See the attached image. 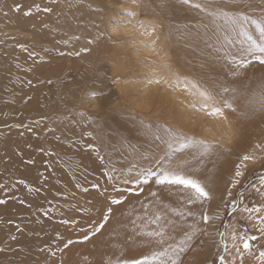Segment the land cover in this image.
<instances>
[{
	"label": "snow or ice",
	"instance_id": "snow-or-ice-1",
	"mask_svg": "<svg viewBox=\"0 0 264 264\" xmlns=\"http://www.w3.org/2000/svg\"><path fill=\"white\" fill-rule=\"evenodd\" d=\"M50 3L59 6L60 0H50ZM65 4L71 16L63 12L57 16L64 19L66 30L73 31L75 41L83 38L78 49L38 45L36 38L27 34L22 35L30 43L19 42L16 36L5 34L13 41V48L27 53L28 59L33 61L27 69L33 78L24 82L29 90L57 85V80L44 75L52 60L40 56L37 46L47 56L55 51L57 58L76 59L92 56L95 48L96 59L88 62L89 67L95 68L107 59L114 62V66L123 67L129 75L142 76L146 86L153 83L162 86L163 92L150 98L141 97L138 92L129 93L135 98L132 103L141 111L156 115L166 113L169 119H178L181 123L172 126L159 119L146 122L140 118L145 135L135 144L125 141L126 153L111 144L108 145L111 151L102 153V136L92 137L95 142L89 143L69 139V146L80 145L96 154V160L100 161L99 177L104 183L95 176V170L90 173L87 167L78 164L69 183L55 189L52 200L44 197L48 207L38 205L36 211L51 219L63 207L86 223L81 227V219L61 213L59 223L66 228L73 227L76 234L65 236L57 232L55 240L49 243L39 239L41 228L30 233L38 242L29 246L18 242V234H23L33 221L22 224L8 219L7 223L14 225L15 231L9 233L7 246H0V254L5 257L0 264H34L23 258L30 255V249L45 257L44 264H51L58 253L63 256L72 246L90 244L95 249L97 237H104L103 246L112 250L101 264H185L187 253L194 248L202 251L206 243L210 244L212 253L205 257L203 264H245L246 259L248 264H264V139L252 137L249 140L241 134L245 124L264 115V71L259 76L247 75L250 68L264 69V0H98L95 5L87 4L91 11L87 22L75 16L73 4L68 0ZM53 6L42 7L34 2L24 9L13 0L8 11L0 4V13L7 17L9 11L22 12L24 17H32L34 13H53ZM76 6L84 8L85 4L77 0ZM76 29L81 31L76 32ZM84 31L88 34L83 35ZM162 35L168 51L176 56V69L164 75L149 76L147 73H154V69L148 61L155 64L156 60L148 56L134 59L124 45L132 44L131 51H139L137 37H153L141 39L139 44L159 57L163 49L157 45ZM173 38L182 42L185 57L175 53L169 43ZM0 45L8 47L5 40H0ZM3 55L7 57V51ZM172 63V59L165 58L163 66L169 68ZM5 67L0 65V71ZM246 76L241 90L240 81ZM109 79L113 85L116 83L115 78ZM253 80H256L255 87L250 88ZM84 95L103 100L98 105L100 108L108 103L103 89L94 88ZM32 99L29 93L21 97L20 103L23 105ZM40 107L48 106L41 104ZM135 111L133 108L129 114L135 115ZM61 114L45 113L37 119H29L27 124L21 121L5 123L2 127L26 128L36 135L33 126L43 124V131L55 134L56 128H49L47 123ZM200 114L204 119H197ZM8 115L4 113L5 117ZM15 115L23 116V112ZM77 115L81 120H72L71 124L91 119L83 110ZM210 120L219 122L215 125L218 130L222 128L219 135L213 139L197 135L198 131L207 129L206 121ZM260 128L264 129V123ZM83 135L92 136V133ZM54 139L63 143L59 134L54 135ZM38 151L50 158L44 160L48 176L43 172L39 174L42 181L39 187L24 180L18 183L31 193H52L55 184H59V180H55L59 153L44 147H39ZM112 152H119L118 158L114 159ZM213 157L226 165L225 171L220 176H205L207 164ZM23 162L35 163L32 158ZM213 163L216 167L215 161ZM125 164L127 166H123ZM89 175L95 183L87 180ZM49 177L55 180L51 187ZM73 189L92 198L81 204ZM8 192V186L0 184V194ZM57 198H64L66 203L60 205ZM13 199L18 197L0 198V206ZM19 203L24 205L25 200L20 199ZM35 223L42 225L44 220L38 217ZM209 237L214 239L208 240ZM3 243L0 239V244ZM9 255L12 259H7ZM82 259L91 264L87 255ZM57 264H64L63 259Z\"/></svg>",
	"mask_w": 264,
	"mask_h": 264
},
{
	"label": "rangeland",
	"instance_id": "rangeland-1",
	"mask_svg": "<svg viewBox=\"0 0 264 264\" xmlns=\"http://www.w3.org/2000/svg\"><path fill=\"white\" fill-rule=\"evenodd\" d=\"M5 1L6 0H0V4H2ZM8 2H10L11 4L13 3V1H8ZM34 2L37 3L36 1ZM34 2L32 1L28 4H23V2H19V3L23 5L24 9H27L28 7H31ZM39 2H40L39 4H41L42 7L49 6L50 4V0H39ZM68 2L74 5L73 12L75 16L79 17L85 22H87L91 18V11L87 8V4L91 3L95 5L97 3L96 0H83L85 4V9H82L76 6L77 0H68ZM5 8L6 9L4 10L8 11V6ZM57 8L59 9H57L55 13V24H53L55 25L54 28L49 30L47 27H45V25L47 24L44 21L42 22V16L44 13H40L41 16L37 20L39 22H42L41 25H36V28H35L33 27V25L32 26L31 25H20L16 23L19 26L18 30L21 31V33L14 31L15 34L13 32L11 36H16L17 34H21V35L27 34L28 36H34L35 38L37 37L36 40H41L40 42L37 41L38 45H46L49 48L58 47L61 50H72L73 48L78 49L84 42L83 38L79 42L75 41L72 38L74 34L73 31L66 30L64 19L62 18L58 19V16H57V13H60V12H63L64 14L71 16V13L68 12L67 5L65 4V0H60L59 6H57ZM20 17H24L22 12L14 13V12L9 11V14L7 17L3 16L2 13H0V20L6 18L7 20L12 19V20L18 21L17 18H20ZM137 18L139 19L141 17L138 16ZM144 18L148 19V17H144ZM45 30L49 31L47 36L41 37L39 33L43 32V34H45ZM35 31L38 33V36L36 35ZM75 31L79 32L81 30L76 29ZM91 31L94 32L95 29H92ZM7 33L8 31L2 32V34H7ZM87 34H88L87 31L83 32V35H87ZM145 38L152 39L153 37H145ZM65 40L68 41L67 44L63 43V41ZM137 40H138V37H137ZM18 41L24 42V43H30L26 39H21V37L18 39ZM169 43H171V45L173 46L174 51L177 54V56L182 57V54H183V49L181 47L182 42H178L175 38H173V40L170 41ZM136 46H139V51H131V49L134 47V45L132 44L124 45V47L130 49V55L134 59H139V58L146 57V56L154 58L156 60V63L153 64V66L151 67L153 69L155 68L156 73H160L159 75L161 74L164 75V74H167L170 70H174V68L172 69V66L174 67L176 66L175 64L176 56H173L171 52L168 51V46L164 42L163 35H162L161 42L157 45L158 48L163 49L159 57H156L154 52L151 49L143 47V45L139 44L138 42L136 43ZM36 51L40 54V56H44L45 59L52 60L51 66L46 68L44 75L54 80H57V85H54L52 88L41 86L39 88H34V89L29 90L27 84L24 82L27 81L28 79H32V77L25 76L28 74L27 69L31 67L32 64L22 63L21 64L22 70H23L22 73L17 74V75L14 74V76L20 80L19 82L20 90L23 89L22 91H24L25 94L27 95L31 93L33 96V99L31 100V102L21 105L20 99L23 96V93L20 90L14 89V92L12 93V95H14L15 97L19 96V98L15 99L14 96L13 97L8 96L7 101H10V103L13 105H18L17 108H20V111L28 115V118H27L28 120L31 119L32 116H34L33 119H37L39 115L45 114V113H48V114H51L52 112L63 113L58 117V119L47 123V126L49 128L51 127L56 128L55 134L52 132H48V136H47V138L51 140L53 144L50 145L47 142V140H45V137L39 133L37 135V140L39 144L35 148L37 152H39L38 151L39 147H44L45 149L52 148L56 152L59 153L60 164L56 166L58 167V172L56 174L57 176L56 180H59V184H56L58 188H61L64 185L69 183V180L71 179V173L76 170V165L78 164L81 165L82 168L87 167L90 173L93 172V170H95V173H94L95 176L99 178L100 183H104L103 178L99 177L100 161L96 160V154H95V160L93 164L90 158H86L83 156V153L89 152V150H85L80 145L69 146L68 140L69 139H73V140L83 139L85 143H89V142H95L93 141L92 137L102 136L103 137V145L101 148L102 153L105 151H111L108 148L109 144L114 145L115 147H121V150L123 152L124 150H128V144L124 143L125 141L130 142L131 144H135V142L131 141L130 136H128V131H129L128 128L134 127L133 125L136 126L137 124L135 123L134 119L130 120L129 122L126 119L129 118L130 116H138L139 118H143L146 122H150L151 120L152 121L154 120L152 116L150 117V115L153 112L141 111V109L137 107L136 103H132V101L135 98L129 95V93L138 92V94L141 97L146 96L150 98L154 90L155 91L153 95L159 92H163L162 86L160 87V85H157L158 87L155 88L156 86L155 83L150 85L151 87L146 86V84L143 83V81L139 80V79H142V76L129 75L128 72L123 67L118 68L114 66V62H110L107 59L104 60L103 63L98 64L95 68L89 67L88 62L90 60L96 59L97 52L95 48L93 50L92 56L85 55V56H82L80 59L69 58V57L57 58L55 51L52 52L51 56H47L43 51H41L39 46H37ZM166 53H167V56H166ZM165 58L172 59L173 61L172 65H170L169 68H166L163 66V62ZM13 60H16V59H13ZM148 62L151 63L150 60ZM156 73L148 72L147 74L149 76H154L153 74L158 75ZM109 78H115L116 83L113 85L112 79H109ZM61 80H63L62 84L60 83ZM100 80H104V81H100ZM102 84H105L106 88L101 87ZM94 88L103 89L105 94L108 96V103L106 104L104 108L98 107V105L103 103V100H98L94 97L85 98L84 94L86 92L93 90ZM44 92H47L48 95L42 96L41 94ZM172 94L176 95L177 93H169L168 95L171 96ZM13 101H15V103H13ZM41 104H45L48 107L42 108L40 107ZM133 108H135L136 110L135 115H130L129 113L131 112ZM79 110L85 111L87 115L91 117V119L83 120L81 123L73 125L70 123V121L72 120L80 121L81 120V118L77 115V112ZM149 117L151 119H149ZM199 118L204 119V117H201L200 115H199ZM116 119L124 123L123 124L118 123ZM230 119H234V118L230 117ZM258 119L260 120L261 118L257 117L254 123L251 122L252 124L251 123L250 125L247 124V128H249L250 126L251 128L249 129H252L253 131H256L257 130L256 128H258L256 132H261L263 129L260 128V123L258 122ZM255 123L257 125H255ZM253 128L256 130H254ZM217 129L218 128H215V130ZM220 130H222V128ZM85 132H91L92 136H84L83 133ZM214 132L216 134V131H213V133ZM56 134H59L62 136L63 143L58 142L54 139V135ZM217 134L219 135V133ZM256 135H258V137L261 136V134H256ZM259 139H263V138L260 137ZM46 159H50V158L44 156L43 153H41V159L39 162V166H41L40 173L41 172H43L44 174L48 173L44 165V160ZM83 164H86V165L84 166ZM120 166L121 165H119L118 167ZM123 166H127V165L125 164ZM61 176H65L67 180L64 181L60 179ZM20 180H24L26 181L27 184H31L36 187H39V184H40L39 181H35V183H32V181H29L23 178H16L8 182L9 185L15 184L16 187L13 188L11 185V187L9 188V192L6 194H8V196L14 195L18 197V199L10 200L11 203H7L3 205V206H11L12 208L16 210V213L13 217H10V218L4 217V215H0V221H3V223H0V229H1L0 239L4 241V243L0 244V246H7V243H8L7 238H8L9 233H14L15 231L14 225H9L7 223L8 219H12L14 222L22 223V224L27 223V221L29 220L33 221V223H30L27 225L23 234H18V242L21 245L30 246V245L36 244L38 242L37 238L35 237V235H30V233L40 231L41 228H43V232L39 239L42 241H47L49 243L55 240L57 232H60L61 234L65 236H67L69 233L73 234V231H74L73 227L66 228V226L61 225L59 223V220L62 218L61 213H64L65 215H71L73 217H76L77 219H81V217L77 216L76 213L74 212L66 210L63 207H61L60 212L54 213L51 219L43 217V214L41 212L36 211V208L38 205L31 203L32 198L24 195L23 193H27V194L29 193L32 195H40V194L28 192L25 185H20L18 183V181ZM87 180L90 182H94V183L96 182V180L93 178L92 175H89L87 177ZM3 182H6V183H3ZM8 183L7 181H0V184H8ZM19 185L22 187L21 189L17 187ZM73 190L76 191V195L79 201L84 202V200H86L85 197L82 196L78 190H75V189ZM92 191H95V190L93 189ZM54 192L55 190L53 188L52 193H46L48 200L53 199ZM2 198H5V197H2ZM20 199L25 200L24 205H21L19 203ZM57 199L60 205H64L66 203L64 198H57ZM55 202L56 201H54V203ZM75 202L76 201H72V203H75ZM29 205H31V207H29ZM44 207L45 208L48 207L45 199H44ZM38 217L44 220V223L42 225L35 223V220ZM85 223L86 221L84 219H81L80 226L83 227ZM97 238L102 239L103 237H97ZM14 246L15 245L13 244V247ZM66 255H67V250L65 251L63 256H60L58 253L57 257L52 260L51 264H57V261L60 259H63V261L65 262ZM23 258L26 261L34 262V264H44V260H45V257L43 255H38L35 249H30V255L23 257ZM4 259L5 257L2 254H0V261H3ZM7 259H12V257L9 255Z\"/></svg>",
	"mask_w": 264,
	"mask_h": 264
},
{
	"label": "bare ground",
	"instance_id": "bare-ground-1",
	"mask_svg": "<svg viewBox=\"0 0 264 264\" xmlns=\"http://www.w3.org/2000/svg\"><path fill=\"white\" fill-rule=\"evenodd\" d=\"M8 1H13V0H6L5 2H3L2 3L3 9H6L5 7L11 5V3ZM32 1L33 2L36 1L37 3H40L39 0H16V2H23V4H28ZM96 1L98 2V0H96ZM49 6H53V5H51V3H50ZM53 7H55V11L53 13L43 14V16H42V22L44 21L47 24V28L49 30L55 27V25H53V24H55V13H56L57 9H59V8H57V6H53ZM82 9H85V7ZM40 16H41V14L39 13V14H34L32 17L17 18L18 21H15L12 19L7 20L6 18L0 20V40H5L7 45H8L7 48H5L3 45H0V65L7 66L4 68V70L0 71V181H7V183L16 179V178H23V179L32 181V183H35V181H39L40 182L39 186H40L42 183L41 179L39 178V174H40V170H41V166H39V162L41 159V153L37 152V150L35 149L37 147V145L39 144V142L37 140V135L39 133L42 134L45 137V140H47V142L50 145L53 144V142L47 138L48 132L43 131V129L45 127V125H43V124L33 126V131L36 133V135L28 132L26 130V128L8 129V128L2 127V125L5 123L12 124V123H19V122L23 121L25 124H27V122H28V119H27L28 115L27 114L23 113V116H16L15 115L17 112H20V108H17L18 105H13L10 103V101H7V97L8 96H12V97L14 96V95H12V93L14 92V89L20 90V83H19L20 80L18 78H16L14 76V74L17 75V74L22 73L23 70H22L21 64L22 63L33 64V61L28 59V56L26 53H23L19 49H15L12 47L11 44H13V41L10 39H7V37H10L14 31L21 33V31L18 30L19 26L16 23H18L20 25H31V26L33 25L35 28H36V25H41L42 22H39L37 20ZM4 23H6V24H4ZM5 31H8L7 37L5 34H2V32H5ZM15 32H14V34H15ZM43 32H44V30H43ZM43 32L39 33L40 36L46 37L49 31L45 30V34H43ZM36 35L38 36L37 32H36ZM16 37H19V38L21 37V39H25V37L21 34H17ZM19 38H17V40ZM36 39H37V37H36ZM141 39H146V38L138 36L137 42L139 43V41ZM37 41L40 42L41 40H37ZM5 51H7V53H8L7 57H5L3 55V53ZM185 55L186 54L183 52L182 57H185ZM187 57L191 58L190 56H187ZM13 59H16V60H13ZM148 63L151 66H153V64H151L150 62H148ZM17 64L19 65V67L16 66ZM175 67L172 66V69L174 68V70H175L176 69ZM262 71H264V69H261L259 67L250 68L248 70L247 75L259 76V74ZM154 72L156 73L155 68H154ZM27 73L28 74L25 76L33 78L32 73H29V72H27ZM156 74L159 75L160 73H156ZM153 75H155V74H153ZM106 79H104V80H106ZM104 80H100V81H104ZM139 80L142 81V79H139ZM246 80H247V76L244 78V80L240 81L241 90H243V84ZM255 84H256V80H253L252 84L249 87L250 88L255 87ZM101 87L106 88L105 84H102ZM149 87H151V86H149ZM156 87H158V86L156 85L155 88ZM22 90H20V91H22ZM154 91H153V93H154ZM157 92H158V90H157ZM22 93H23V96L27 95V94H25L24 91H22ZM153 93H152V96H153ZM143 95H145V94H143ZM176 95H179V93H177ZM17 98H19V96L15 97V99H17ZM4 113H9L10 115L5 117ZM151 116L153 117L154 120L159 119L161 121H165V122L169 123L172 126L179 125L181 123V121L178 119H169L166 113L163 115H156L153 112L150 115V117ZM200 116L203 117V114H200ZM33 117L34 116H32L31 119H33ZM150 117H149V119H151ZM198 118H199V116L197 117V119ZM260 118L261 119L260 120L258 119V122L260 124L262 122L264 123V116H262ZM132 119L135 120V123L137 125L136 126L133 125L134 127L128 128L129 129L128 136H130V139L132 142L137 143L138 140H140L142 137H144L145 130H144L143 125H141L139 123L140 118L138 116H130L126 120L129 122ZM199 119H201V118H199ZM116 121L118 123H121V124L124 123L118 119H116ZM254 121H252V123H254ZM217 122L218 121H216V120L206 121V123L208 124L207 129L206 130H200L196 134L201 135V136H205L209 139L216 138L218 136L217 133H219V130H220V129L219 130L217 129L218 131L215 130V128H217L215 125H217L219 123V122L218 123ZM247 124L250 125V123H247ZM247 124H245L244 128L241 129L242 135L248 137L249 140H251L252 137H256L258 139L261 137L264 139V129L261 132H256L258 130V128H256L257 130L253 128L254 130H256V131H253L252 129H249V128H251L250 126H249V128H247ZM255 125H257V124L255 123ZM140 128H141V130H140ZM185 130H187V127L185 128ZM213 131H216V134H215V132L213 133ZM259 131H260V129H259ZM21 132H23V135H20ZM256 134H261V136L258 137V135H256ZM29 145H31V147H29ZM116 148L119 149L120 151H122L121 147H116ZM122 149H123V147H122ZM124 152L126 153L127 150H124ZM21 153H22V155H21ZM83 156L86 158H90L92 160V163L94 164L95 153H90V151L84 152ZM118 156H119V152H113L112 157L114 159L118 158ZM28 157L32 158L35 161V163L32 165H28V164L24 163L23 161H26L28 159ZM213 161H215L216 167H214ZM83 165L85 166L86 164H83ZM225 167H226V165L220 164V162L216 161V158L213 157L207 164V168L205 170V176L223 175V173L225 171ZM209 170H212V171H209ZM57 172H58V167H56L55 180L57 179V176H56ZM44 175L48 176V173H46ZM60 179H62L64 181L67 180V178L65 176H61ZM55 180L52 179L51 177H49V186L50 187L53 184H55V182H54ZM3 183H6V182H3ZM92 183H94V182H92ZM5 185H7L8 188H10L12 184L9 185V183H8ZM17 187H19L20 189L22 188L20 185ZM23 188H24V186H23ZM56 188H58V186L55 184L54 190ZM92 193L95 195V191H92ZM23 194L32 198L31 203H34L36 205H44V196H46V193L44 191H42L40 193V195H32L29 193L28 194L23 193ZM7 196H8V194H6V193L0 194V198H2V197L6 198ZM84 197H85V199H91L92 198L90 196H84ZM8 203H11V201H9ZM80 203L83 204V202H81V201H80ZM15 213H16V210L14 208H12L11 206H0V215H4V217H7V218L13 217L15 215ZM81 215L86 216L87 214H81ZM73 234L74 235L76 234L75 231H73ZM0 235H1V229H0ZM212 239H214V237L208 238V240H212ZM103 240H104V237L102 239H100V238L96 239V245L97 246L95 249H93L90 244L89 245H76V246L70 247L67 250V255L65 256L66 260L64 263L65 264H86V262L83 261L82 257L84 255H87L89 257L91 264H101V261L106 256V254L112 251L111 249H108V248L103 246V243H102ZM211 253H212V248H211L210 244H208V243L205 244L202 251L194 248L192 251L188 252L187 255L185 256V258H184L185 264H203V260L205 259V257L210 256ZM245 264H248L247 259L245 260Z\"/></svg>",
	"mask_w": 264,
	"mask_h": 264
}]
</instances>
